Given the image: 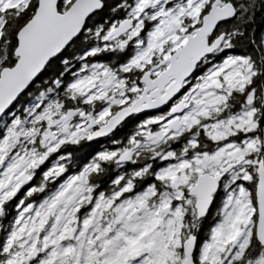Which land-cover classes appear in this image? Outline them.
Segmentation results:
<instances>
[{"label":"snow or ice","instance_id":"obj_1","mask_svg":"<svg viewBox=\"0 0 264 264\" xmlns=\"http://www.w3.org/2000/svg\"><path fill=\"white\" fill-rule=\"evenodd\" d=\"M0 264H264V0H0Z\"/></svg>","mask_w":264,"mask_h":264}]
</instances>
